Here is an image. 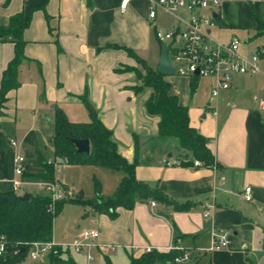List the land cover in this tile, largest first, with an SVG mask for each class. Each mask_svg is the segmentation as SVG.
<instances>
[{"label":"crops","instance_id":"1","mask_svg":"<svg viewBox=\"0 0 264 264\" xmlns=\"http://www.w3.org/2000/svg\"><path fill=\"white\" fill-rule=\"evenodd\" d=\"M43 1L0 0V29L8 26L11 17L26 14ZM118 3L48 0L43 9L32 13L23 32L25 60L18 67L19 87L8 92L0 109V125H11L14 132L25 131L15 139L0 132V192L12 191L14 181L38 184L39 180L29 175L42 172L38 156L48 163L54 161L55 108L71 123H86L89 118L83 97L111 131L117 152L128 163L135 160V146L138 150L150 147L155 120L145 116L140 99L130 91L132 76L120 70L136 66L128 50L156 69L159 44L153 33L160 17L168 15L157 11L155 19L149 21L144 2L131 4L123 13ZM254 16L264 27V0H220L214 27L226 40L245 39L240 53L248 54L254 47L264 46V33L256 28ZM253 39L260 43L253 46ZM13 56L14 44L0 36V81ZM258 71L254 76H233L229 88L214 98L209 80L204 85L208 96H203L196 91L198 80L193 81L190 91L189 80L165 77L168 93L187 109L189 126L207 140L217 166L180 167L175 163L177 157L167 153V144H159L154 152L149 149L140 155L139 151L141 157L151 156L152 163L136 166L135 180L157 188L168 201L188 209L176 211L171 205L146 200L136 202L132 210L117 209L114 218L93 214L86 219V228L98 232L97 250L104 264L105 258L112 264H128L129 257L136 258L145 249L165 254L174 248L188 255L180 264H264V111L258 108V102L264 100V56ZM30 133L42 137L49 158L41 155L35 141H29ZM27 145L35 154L23 150V173L17 177L13 160L20 156L19 147ZM122 178L115 175L110 181L113 194ZM59 179L55 176L64 186ZM245 188L250 189L248 203L242 200ZM20 189L15 193L46 195L43 190L42 194H19ZM213 233L225 234L228 247L210 251ZM67 256L71 258L69 251Z\"/></svg>","mask_w":264,"mask_h":264},{"label":"trees","instance_id":"2","mask_svg":"<svg viewBox=\"0 0 264 264\" xmlns=\"http://www.w3.org/2000/svg\"><path fill=\"white\" fill-rule=\"evenodd\" d=\"M47 1L44 0L40 6L30 7L26 14L21 13L11 17L8 26L0 29V36L4 39L10 38L14 44V56L3 71L0 81V109L6 102L8 92L19 87L18 67L25 60L23 32L30 24L32 13L37 9H43ZM254 18L256 20L255 16ZM256 28L264 33V27L257 20ZM127 53L135 60L136 66L143 70L141 80L139 79L146 93L142 108L146 117L155 120V136L149 140L150 151L154 152L158 149L159 144H167L168 147L170 146L169 150L176 153L175 163L178 166L190 169L215 168L217 165L207 148V140L189 126L187 109L180 106L177 98L168 93L169 84L165 76L159 74L156 69L147 67L131 51L128 50ZM194 80L196 79L189 81L190 91L193 89ZM82 102L88 112L89 121L86 123H71L61 109L55 108L51 139L54 161L48 163L38 156L37 166L43 173L29 175V177L43 182H55L58 165L96 166L113 172H122L123 178L111 198L103 200L98 193L97 185L94 197L90 200L73 202L90 209L84 212V216L106 214L109 218H114L117 209L132 210L136 202L146 200L171 205L176 211L187 210V205L171 203L157 188H148L135 180V167L139 164L152 163V159L151 161L141 160L138 146H135V160L133 163H128L117 152L111 131L100 122L97 113L85 97L82 98ZM71 137L88 140L89 154H78L69 141ZM180 152L189 157H178ZM167 153L172 156V153ZM194 162L199 165L194 166ZM68 202L70 201L52 202L47 194L30 196L28 200H24L22 195L13 191L0 192V236L4 237L7 244L5 262L1 264H20L25 261L29 247L33 243L52 242L54 220L62 213L64 205ZM22 249L24 252H21ZM178 255V251H169L165 254L150 251L136 258L129 257L128 264H172L173 258ZM47 262L48 264H76L67 256V252L58 257L51 256ZM105 264L112 263L105 258Z\"/></svg>","mask_w":264,"mask_h":264},{"label":"built area","instance_id":"3","mask_svg":"<svg viewBox=\"0 0 264 264\" xmlns=\"http://www.w3.org/2000/svg\"><path fill=\"white\" fill-rule=\"evenodd\" d=\"M255 1V0H249ZM144 2L147 6V19H155L156 12L168 15L172 24L162 32L154 30V38L159 45L167 47V58L173 69L174 76L187 79L212 80L210 89L211 97H216L219 91L227 90L229 82L234 75L254 76L259 73L258 63L264 56V46H259L248 58L243 59L238 55L240 43L237 39H231L226 44L213 41L210 31L215 25V19L220 0H119L118 9L121 13L133 3ZM258 108L264 111V100L258 102ZM214 115V112L211 113ZM12 147L15 141H10ZM24 158L16 156L13 160L14 173L20 177L23 173ZM198 166L197 162L193 163ZM38 186L52 202L63 201L64 191L58 182H40ZM21 187L20 182H13L12 191L17 192ZM242 200L251 201L250 189L245 188ZM96 230L83 231L71 244V248L85 257L89 262L94 258L91 249L96 247L98 239ZM228 247V238L225 234H212L210 251H219ZM7 244L4 237L0 236V264L5 262ZM112 251V248L109 249ZM69 247L63 248L53 241L48 243H33L29 247L26 259L30 264L46 261L49 257L65 255ZM145 249L144 253L150 252ZM174 251H177L174 248ZM179 252L173 258L172 264H180L188 257L186 253ZM16 254V253H15ZM25 259V260H26ZM24 262V261H23ZM21 262L20 264H22Z\"/></svg>","mask_w":264,"mask_h":264},{"label":"rangeland","instance_id":"4","mask_svg":"<svg viewBox=\"0 0 264 264\" xmlns=\"http://www.w3.org/2000/svg\"><path fill=\"white\" fill-rule=\"evenodd\" d=\"M169 24H171V18L168 16L162 15L160 17L158 26L156 28L160 30V32H162L167 28L166 26ZM217 33H218L217 28L213 27L210 33V38L213 41L217 43H221V44H226L231 40V39L226 40L227 37L223 36L221 33L220 34L218 33L217 35ZM232 39H237L241 45L245 40L241 37L240 38L234 37ZM251 43L254 44L253 46H255L256 43H260V42L259 40L253 39ZM241 45L238 49V55L243 59L248 58L249 55L253 53L256 49L254 47V49L250 51V53L242 54L240 53V49H242L243 47ZM120 72L130 74L132 76V85L129 87V89L138 98V100L140 99L142 103L146 98V93L144 92L145 90L142 89V82L140 81L141 80L140 77H142L143 75V70L139 66H135V67L125 66L120 70ZM169 78H175V76L174 75L169 76ZM209 81H212V80H209ZM204 85H205V80L198 79V87L196 91L198 94H201L203 96H208V94L204 90ZM13 129L15 128L11 125H8V126L0 125V132L9 134L10 136H12L13 139L18 137V135H23L25 133V131L14 132ZM29 141L36 142L37 149L41 153V155H43L45 158L50 157V153L48 149L44 147V140L42 139L40 135L35 137L34 133H30ZM24 149L35 154V150H33V148L30 147L29 145H27L25 148L19 147L18 150L20 152L21 157L24 155L23 154ZM149 149L150 148L148 146H145V148H143L142 150H138V152L140 151L141 153L140 155H142L143 151H149ZM168 152L172 153L174 157H176V153L174 151L168 150ZM164 153L165 152H163L162 156H164ZM145 156L149 157L147 156V154H143L142 157H145ZM142 157L140 156L141 160L143 161H148L152 159V158H142ZM178 157L184 158V157H189V156L180 152ZM60 166L61 165H58L56 167L55 176L58 179L60 178L61 182L65 186V188L64 186H62L63 191H64V198H65L64 201H70L71 203L70 202L66 203L64 205L62 213L54 220V229H53L54 240H55L54 243L56 245L62 246L65 249L66 247H69V254L71 258L73 259V261L77 262L78 264H104V257L101 254H99L96 247L91 249V254L94 258V262H91V263H87L85 258L81 257L80 254H77L70 247L74 239L77 238L81 232L89 231V229L86 228V225L88 223V220L86 219L92 216V214L89 216H84V212L90 211V209H88L87 207H82L81 205L75 204L73 202L78 201V200L79 201L90 200L92 197H94L97 185L99 186L98 193L100 197H102L103 200L109 199L113 194V191L110 190V188L108 187L110 184V181L112 180L113 177H115V175L120 176V175H123V173L113 172L108 169L96 167V166H65L64 168L59 169ZM38 183L40 182L38 181ZM22 192L31 193L32 195L43 193V191L39 188L37 182H32V181L28 182L26 180H24L21 183V189L18 193L20 194ZM96 242L95 244L96 246H98ZM116 253H119V251H117ZM22 264H30V262L28 259H26ZM34 264H48V262L47 260L46 261L44 260L42 262H37Z\"/></svg>","mask_w":264,"mask_h":264},{"label":"water","instance_id":"5","mask_svg":"<svg viewBox=\"0 0 264 264\" xmlns=\"http://www.w3.org/2000/svg\"><path fill=\"white\" fill-rule=\"evenodd\" d=\"M213 18H216V15H212ZM167 47H165L164 45H159V57H158V63L156 66V71L165 76V77H169V76H173V69L168 61L167 58ZM69 141L73 144L76 152L78 154H85L88 155L90 152V145H89V141L88 140H84V139H75V138H70ZM30 198L29 194H24L22 195V199L24 200H28ZM21 252H24V249L21 250Z\"/></svg>","mask_w":264,"mask_h":264}]
</instances>
